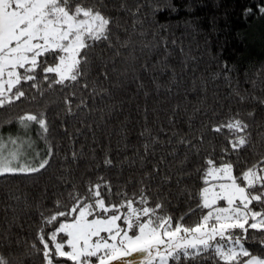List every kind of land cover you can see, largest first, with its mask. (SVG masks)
<instances>
[{"label": "snow or ice", "instance_id": "6c2138e0", "mask_svg": "<svg viewBox=\"0 0 264 264\" xmlns=\"http://www.w3.org/2000/svg\"><path fill=\"white\" fill-rule=\"evenodd\" d=\"M143 7L137 3L135 8H129L126 0H120L118 5L111 0H0V109L28 99L25 85L33 90L30 97L33 102L43 100L48 92L64 93L65 118L88 106L87 100L80 98L74 110L78 93H87L93 100L109 95L102 81L111 82V74L118 72L116 64L121 59L126 64L136 59L132 35L123 41L117 35L113 43V30L120 28L128 33L120 23V13H126L132 17L135 33L137 25L142 24L139 16ZM256 8L264 16V4ZM165 10L177 9L168 3L152 6L153 13ZM243 14L251 16L253 9L245 8ZM160 44L167 53V39L162 37ZM143 47L150 46L144 44ZM97 48L102 49L100 53H96ZM94 67L98 70L93 78ZM141 67L147 71V65ZM224 68L228 69V65ZM131 70L135 71L134 66ZM128 72L127 67L119 72L111 86L121 87L119 77H126ZM225 79H228L227 74ZM255 83L252 81L253 86ZM138 86L143 88L142 83ZM234 95L239 103L248 99L239 90H235ZM251 99L264 107V99L256 96ZM47 107L46 103L38 112H25L0 121V126L18 125L23 133L8 137L0 133V177L33 175L50 165L56 152L48 139ZM246 115L248 120H254L256 112L249 110ZM248 120L237 111L227 120L211 125L210 131L216 134L227 130V146L220 150L219 163L214 158L215 146H212L203 163L195 169L202 185L197 193L184 185L185 178L191 175L184 166L189 155H200L205 132L191 139L180 137L177 144L188 150L184 158L176 162L180 170L169 169L161 175L160 166L166 163L161 158L150 172L143 173L137 182L138 192L131 197L126 187L114 192L111 181L102 176L97 178V183L88 182L84 192L73 183L67 190L70 204L58 198L54 202L56 211L47 216L40 214L41 226L36 235L39 245L33 243L31 249L42 256V264H208L209 261L212 264H264V154L239 175L234 174L236 164L225 159L232 154L240 162V153L252 143L249 131L252 125ZM34 126L37 136L45 143L44 156L28 135ZM258 127L264 128V124ZM147 132L146 128L141 135ZM258 135L264 143V131ZM150 139L151 143L143 145L145 154L153 144L159 143L158 137ZM169 155L175 157L177 151L174 149ZM78 159V154L73 152V162ZM143 159L141 157L142 162ZM103 164L108 168L113 166L109 155H105ZM157 177L158 184L149 183ZM173 181L177 200L186 197L187 201H197L196 207L189 206L179 219L168 211ZM113 196L119 197L120 203L112 202ZM197 211L200 212L198 221L185 225L183 221ZM46 228L52 230L46 233ZM249 240L259 246L258 253L245 246ZM0 264L12 262L0 255Z\"/></svg>", "mask_w": 264, "mask_h": 264}, {"label": "trees", "instance_id": "16d2710c", "mask_svg": "<svg viewBox=\"0 0 264 264\" xmlns=\"http://www.w3.org/2000/svg\"><path fill=\"white\" fill-rule=\"evenodd\" d=\"M111 2L118 5L120 0ZM126 2L129 8H135L137 3L144 7L139 16L142 24L137 25L135 33L132 30V17L126 13H120V23L128 29V33L120 28L113 30V43L117 35L123 41L131 34L134 41L132 47L136 59L127 64L121 59L116 64L118 72L111 74V82H115L119 72L129 68L126 77H119L121 87L114 88L110 81H102V86L108 88L110 94L97 96L95 100L87 93H78L74 110L80 98L87 100L88 106L76 110L75 115L67 118L63 113L64 93L48 92L43 100L33 102L30 99L33 90L27 85L24 87L28 99L0 109V121H4L25 112H38L47 103L50 124L48 139L56 152L50 165L40 173L0 177V255L6 256L12 264H42V256L31 249L33 243L39 245L36 235L41 226L40 214L47 216L56 211L54 202L58 198L70 204L67 190L73 183L84 192L88 182L97 183V178L102 176L111 181L114 192L126 187L131 197L138 192L140 185L137 182L143 173L150 172L161 158L166 161L160 166L161 175L169 169L172 172L180 170L176 162L183 159L188 151L177 144L180 137L191 139L205 132L200 155H189L188 163L184 166V170L191 173L185 178L184 185L197 193L202 185L195 169L203 163L212 146H215L214 158L219 163L220 150L227 146V130L216 134L210 131L211 125L227 120L237 111L248 120L246 113L255 110L256 117L248 120L252 125L249 129L252 143L240 153V162H237L236 155L225 156L226 160L236 164L234 174L239 175L246 166L264 154V143L260 142L258 135L264 131V128L258 127L264 124V107L251 99L252 96L264 99L261 26L264 16L256 8L258 4H264V0ZM166 3L175 5L177 10L153 13L152 6ZM248 7L253 9L251 16L243 14ZM111 14L116 15L115 12ZM140 32L144 35L141 36ZM162 37L168 41L167 53L160 44ZM173 40L176 41L175 45L172 44ZM144 44L150 47L145 49ZM101 50L97 48L96 53ZM105 55L108 53L105 52ZM165 56L166 60L163 59ZM225 64L228 69L224 68ZM142 65H147V71ZM133 66L134 72L131 70ZM97 70L94 67L93 78ZM225 74L228 79H225ZM252 81L256 82L255 86ZM141 83L143 88L138 86ZM235 90L248 97L246 102L239 103L234 95ZM34 128L37 131V127ZM146 128L148 132L142 136ZM6 130L13 132L19 131V128L16 124L0 126V132ZM151 137H158L159 143L153 144L145 154L143 145L151 143ZM35 138L41 145V155H46L44 141L38 136ZM169 140L172 143H168ZM174 149L177 151L175 157L169 155ZM73 152L79 156L75 162L72 160ZM106 154L113 160L111 168L103 164ZM141 157H144L143 162ZM158 182L159 177L149 183L156 185ZM172 192L168 211L175 219L185 214L189 206L196 207V200L187 201L186 197L176 199L174 181ZM112 202L120 203V198L113 196ZM199 216L200 212L197 211L183 223L193 225ZM51 230L46 228L45 232ZM245 246L254 253L260 251L259 246L251 240Z\"/></svg>", "mask_w": 264, "mask_h": 264}, {"label": "rangeland", "instance_id": "374dc122", "mask_svg": "<svg viewBox=\"0 0 264 264\" xmlns=\"http://www.w3.org/2000/svg\"><path fill=\"white\" fill-rule=\"evenodd\" d=\"M261 26H262V30H263V39H262V44L264 45V18H263V20L261 21ZM0 133H2V132H0ZM3 135H4V137H8V136H16V135H23V133L19 130V131H11V132H7V130H6V132H4V133H2ZM28 135L36 142V149L38 150V151H40V149H41V145H39V142L36 140V138H35V136L37 137V131L35 130V128L33 127L32 129H31V131L28 133Z\"/></svg>", "mask_w": 264, "mask_h": 264}]
</instances>
